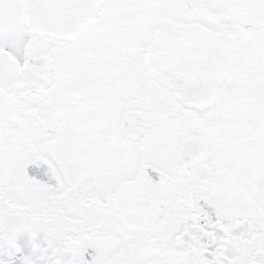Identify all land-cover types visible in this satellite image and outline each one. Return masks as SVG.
<instances>
[{"label": "snow or ice", "instance_id": "obj_1", "mask_svg": "<svg viewBox=\"0 0 264 264\" xmlns=\"http://www.w3.org/2000/svg\"><path fill=\"white\" fill-rule=\"evenodd\" d=\"M0 264H264V0H0Z\"/></svg>", "mask_w": 264, "mask_h": 264}]
</instances>
